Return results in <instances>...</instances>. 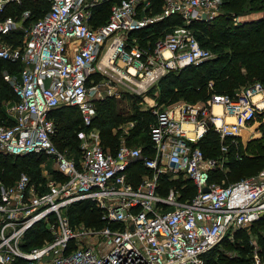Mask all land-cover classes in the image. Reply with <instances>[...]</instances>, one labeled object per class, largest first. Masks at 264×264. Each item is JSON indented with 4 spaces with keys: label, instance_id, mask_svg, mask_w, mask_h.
I'll use <instances>...</instances> for the list:
<instances>
[{
    "label": "built area",
    "instance_id": "2783aa9c",
    "mask_svg": "<svg viewBox=\"0 0 264 264\" xmlns=\"http://www.w3.org/2000/svg\"><path fill=\"white\" fill-rule=\"evenodd\" d=\"M26 1L33 0H0V60L20 63L16 77L3 74L15 98L0 101V153L41 155L57 177L43 172L35 181L21 171L11 183L0 180V264H204L213 245L263 215L264 165L228 183L210 180V171L228 161L229 146L242 143L241 131L264 118L260 81L234 94L154 109L148 151L124 140L111 151L91 126L101 87L100 79L88 84L91 73L109 92L119 84L141 95L168 72L208 60L210 50L190 25L219 15L223 0H161L156 13L151 0H46L36 19L28 8L9 13ZM106 3L102 19L96 8ZM171 15L180 23L144 44L130 41L132 33ZM66 105L77 107L83 125L74 154L53 141L49 113ZM210 128L220 143L216 156H205L198 144ZM138 164L144 171L132 178ZM179 174L193 184L191 194L176 184L162 187L161 179ZM81 200L99 209L101 226L69 224L65 210ZM37 223L48 237L28 244L26 234ZM249 264H264V246Z\"/></svg>",
    "mask_w": 264,
    "mask_h": 264
},
{
    "label": "trees",
    "instance_id": "16d2710c",
    "mask_svg": "<svg viewBox=\"0 0 264 264\" xmlns=\"http://www.w3.org/2000/svg\"><path fill=\"white\" fill-rule=\"evenodd\" d=\"M244 5L247 6V9L245 8L246 11ZM160 6L161 0H151L150 11L156 13L160 10ZM47 7L48 3L46 0H33L26 1L22 6L15 7V9H11V6L8 10L9 13L18 14L23 9L28 8L31 11L30 18L36 19ZM221 9L222 12L212 20H194L190 25L194 34L195 32L197 33L195 37L199 44L205 48H207L206 45H210L211 48L216 51L215 57L198 65H188L179 70H172L161 77L159 80V87H161L160 95L162 99H168L166 100L167 102H172L177 100L173 96L183 95L185 98H188V96L196 92L200 93V96H204V90L207 89L206 85L209 81L212 82V86L208 89L209 93L202 101L209 98L212 93L234 94L235 89L254 81H260L264 85V0H223ZM253 10H262L261 16L237 23H234L232 21L233 19L231 20L232 16H238L239 14L252 12ZM96 11L100 14V18L105 19L109 11V3L98 6ZM173 23H180V19L177 15L168 16L141 30H144L148 34L147 38L151 40L158 34L159 30ZM17 36H19V33ZM145 40L140 41V43L144 44ZM4 65L10 69H17V73L20 69L19 62L0 60V67H4ZM2 77L0 69V101L15 98L11 86ZM178 89L180 92H176ZM96 104L97 114H95L91 126L99 130L101 144L105 148L114 151L118 145V136L116 133L112 132V128L119 122L127 121L128 119H136L137 117L139 118L144 112H137L133 116L123 117L117 111L113 98L99 100ZM71 109L78 112L76 106L66 105L57 107L49 113L52 119L53 114L56 113V118L53 119L56 129L53 141L60 150L66 149L67 153H70L68 150L72 147L77 149L78 140L76 131L83 128L79 112L78 116H75ZM68 111L70 114L67 113ZM55 120L57 122H55ZM143 123L147 122L144 121L140 125L138 123L137 127L131 129L127 141L131 140L130 136L139 133L140 128L144 125ZM143 140H145V145L142 147L144 150L148 151L149 136H146ZM127 143L129 144V142ZM202 143H208L210 145V152L206 153L204 144L202 145ZM198 144L205 156H216L219 153L220 143L216 133L211 128L198 141ZM231 147L232 146H229V153L234 154V147H232L233 150ZM238 152L242 155L241 159H235L233 155H231V159L228 162L229 165L232 164L231 168L228 167V170L225 172L220 169L211 170L210 180L221 181V179H224L225 183L230 182L227 176L229 174L236 175L232 170V167H235V165L247 171L255 168L259 170L264 165V149L261 151L255 150L246 155L240 150ZM8 157L12 156L0 153V167H2V170H0L1 182L5 184L11 183L17 178L21 171L26 172L31 180L37 181L41 179L38 174L31 175L27 167L28 163L25 162V160H21L28 157L33 163L39 162L41 160L39 155L28 154L17 156L13 157L14 160ZM19 160L21 161L18 162ZM24 163L27 164L22 166ZM20 168L22 170L16 174V171ZM142 171H144V169L138 164L136 168L131 170L132 178H136ZM15 175L17 176L14 177ZM240 177L241 176L236 177L234 180ZM172 183V181L167 179H161V184L164 189ZM176 185L178 187L183 186L181 190L184 196L194 191L193 184L187 178L183 180L180 179L176 182ZM67 215L70 222L77 220V218H82V223L87 226L98 227L103 224L99 209H97L90 200H81L71 204L68 207ZM263 220L264 213L258 220L252 222L251 225L261 224ZM240 230L242 229L238 231ZM26 237L28 238V244H34V240H42L44 237H48V233L41 223H37L26 234ZM222 240L224 245L232 247L233 244H231L227 238ZM260 242L263 243L262 245L264 246V237L260 238ZM238 250L242 254L235 257L227 256L225 258H217L213 255L215 252L214 248L210 249L203 254L204 264H249L250 257H246L247 247L239 246Z\"/></svg>",
    "mask_w": 264,
    "mask_h": 264
},
{
    "label": "rangeland",
    "instance_id": "374dc122",
    "mask_svg": "<svg viewBox=\"0 0 264 264\" xmlns=\"http://www.w3.org/2000/svg\"><path fill=\"white\" fill-rule=\"evenodd\" d=\"M246 7L247 6H245L244 9ZM246 9H245V11H246ZM261 14H262V10H253L252 12L239 14L238 15V17H239L238 22L243 21V20L258 18L259 16H261ZM231 20H232V18H231ZM196 34L197 33L195 32L194 35H196ZM130 36H131L130 41L132 39H134L136 41L137 40L138 41H144L145 39H147L148 34L144 30H140V31L132 33ZM206 47L211 52V57L208 59V60H210V59L215 57L216 51L213 48H211L210 45H206ZM0 69H1L2 76L5 73H8L11 76H15V77L17 75V69H10L9 67H6L5 65H4V67L1 66ZM99 79L101 81V87H100V90L98 92H95V94H94L95 108L97 106V104H96L97 101L102 100V99H106V98H113L115 101L117 111L123 117L124 116H133L137 112H144V114L141 117L139 116V118L137 117L136 119H130V120L128 119L127 121L119 122V123H117V125H115L112 128V132L116 133L118 136L117 144H119L123 140L127 141L128 136L131 133V129L137 127L138 123L140 125L142 122L146 121L147 123H143L144 125L140 128L139 133L137 135L130 136L131 140L127 141V142H129V144L130 143L131 144H137L140 146L145 145V142H144L145 140H143V139L146 138V136H148V128H149V125L152 123L153 118H154V109L165 107L167 104L171 103V102L166 101L168 99H162L161 98L162 97L160 95L161 87H159V80L161 78L157 82H155L154 84L149 85L141 95L131 94V93L125 91L124 87L119 85V84H114L111 87V92H109L108 90H106L107 89L106 83H105L106 81L103 78H101V76H99ZM166 84H168V83H166ZM206 86H207V89L204 90V92H205L204 96H200L199 95L200 93L196 92V93H192L190 96H188V98H185L183 95H176L173 97H175L177 99L176 101H186V102H190V103L203 102L202 101L203 98L206 97L209 93L208 89L211 88L212 82L209 81ZM241 87H239L235 90H238ZM176 92H180V90L178 89V91H176ZM176 101H172V102H176ZM71 111H73L75 116H78V112H75L74 109H71ZM67 113L70 114L69 111ZM96 114H97V109H96ZM55 118H56V113L53 114V119H55ZM55 122H57V121L55 120ZM78 128H79V126H78ZM99 135H100V132H99ZM238 140L242 141V143L238 142L237 145H230V146L234 147L235 152H238L240 150L243 152L244 155H246V154H250L251 152H253L255 150H257V151L263 150L264 149V118H263V116H258L255 119L254 123L250 127H247L246 129L241 131V137ZM250 141H252V142H250ZM203 144H204V148L206 150V153L210 152V150H211L210 145L208 143H202V145ZM227 144H229V143H227ZM232 150H233V148H232ZM68 151L70 152L69 154H74L76 152V149L74 147H72ZM231 155H233V153L232 154L228 153V155H227L228 157H226L228 159V161L222 167L223 172L227 171L228 167L231 168V166H232V164L231 165L228 164V162L231 159V157H230ZM39 157L41 158V160L39 162H34V163L31 162V160L28 157L21 159V160H25V162L28 163L27 167H28V170H30L31 175H35V174L37 175L38 174V176L41 177V174L43 172H46L49 177L50 176L56 177L57 174L53 173L52 169H51V166H52L51 160H48L47 158H45L41 155H39ZM8 158H10L11 160H14L13 157H8ZM21 160H19L18 162H20ZM223 160H226V159H223ZM27 163H24L22 166H25ZM256 169L257 168L247 171L244 168H241V167H238L235 165V167H232V170H233V172L236 173V175H234V174L230 175L229 174L227 176L228 181H230V182L234 181V179L236 177H239V176L242 177V176L255 175L258 172V170H256ZM0 170H2V167H0ZM21 170H22L21 168L19 170H17L16 174H18ZM16 176L17 175H15L14 177H16ZM180 179H182V180L184 179V177L181 174L172 178V180H171L173 182L172 184H176V182L179 181ZM185 185H186V183H185ZM67 210H68V208L65 210L64 214L67 217V220L69 221V224L71 226L77 227L79 224H81L83 222L82 218H77V220L70 222L68 215H67ZM262 222L263 223H261V224L246 226V227L242 228V230H240V231H238L239 229L235 230L233 232L232 236H231V234H229L230 238H227L228 235L223 237L222 239L227 238L229 240V242L231 244H233L232 247H228V246L224 245V242L221 239L220 241H218L215 245H213L210 248V249L214 248L215 252L213 253V255L217 258H219V257L225 258L227 256L235 257L239 254H242L238 250L239 246H245V247H247L246 257L251 258V255L255 251L259 252L261 250V248L263 247V245H262L263 243L260 242V238L264 237V220ZM41 241H42L41 239L36 240V241L34 240L33 243L36 244V243H40Z\"/></svg>",
    "mask_w": 264,
    "mask_h": 264
},
{
    "label": "crops",
    "instance_id": "0c3cea01",
    "mask_svg": "<svg viewBox=\"0 0 264 264\" xmlns=\"http://www.w3.org/2000/svg\"><path fill=\"white\" fill-rule=\"evenodd\" d=\"M87 79H88V80H87V81H88V84H91V81H92V83H94V81H96V80L99 79V76H98V74H96V73H91V74L88 76ZM214 109H215V110H219V108H218L217 106H215Z\"/></svg>",
    "mask_w": 264,
    "mask_h": 264
},
{
    "label": "bare ground",
    "instance_id": "6f19581e",
    "mask_svg": "<svg viewBox=\"0 0 264 264\" xmlns=\"http://www.w3.org/2000/svg\"><path fill=\"white\" fill-rule=\"evenodd\" d=\"M108 52H109V51H108ZM106 56H107V55H106ZM215 106H217V107L219 108V106H218V105H215ZM215 106H214V107H215Z\"/></svg>",
    "mask_w": 264,
    "mask_h": 264
},
{
    "label": "water",
    "instance_id": "95a60500",
    "mask_svg": "<svg viewBox=\"0 0 264 264\" xmlns=\"http://www.w3.org/2000/svg\"><path fill=\"white\" fill-rule=\"evenodd\" d=\"M209 124V123H208ZM210 125V124H209ZM204 191L206 190V188L203 189Z\"/></svg>",
    "mask_w": 264,
    "mask_h": 264
}]
</instances>
